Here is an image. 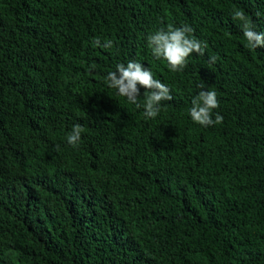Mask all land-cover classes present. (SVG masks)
Listing matches in <instances>:
<instances>
[{
    "label": "trees",
    "instance_id": "trees-1",
    "mask_svg": "<svg viewBox=\"0 0 264 264\" xmlns=\"http://www.w3.org/2000/svg\"><path fill=\"white\" fill-rule=\"evenodd\" d=\"M234 8L264 32V0H0V264H264V48ZM169 25L207 43L181 72L147 44ZM129 60L171 89L155 119L105 82Z\"/></svg>",
    "mask_w": 264,
    "mask_h": 264
},
{
    "label": "clouds",
    "instance_id": "clouds-1",
    "mask_svg": "<svg viewBox=\"0 0 264 264\" xmlns=\"http://www.w3.org/2000/svg\"><path fill=\"white\" fill-rule=\"evenodd\" d=\"M257 15H260L257 12ZM232 18L238 21L247 41L246 47L250 50L264 48V32L254 30V25L250 22L246 13L239 8H234ZM193 29L184 25L173 27L169 25L167 30L161 28L147 37L148 47L156 59H163L167 62L169 71L181 72L187 66L188 58L193 54L205 55L207 43L192 36ZM96 46L100 45V40L94 41ZM104 47H111V41H106ZM217 60L215 56H209L208 62L214 64ZM107 86L115 89L117 95L125 97L127 101L137 108L143 107V116L146 119H155L162 107V102L172 101L171 89L167 84L158 79H154L152 72L145 69L138 61L129 60L125 65L117 64L114 71H109L105 77ZM201 91L193 96L191 107L188 112L191 120L202 127H209L220 124L223 117L217 112L213 119V110L218 108V100L215 91H205L201 85ZM145 89L144 103L140 104V89ZM83 132L82 126L77 123L67 136V143L72 147H77ZM57 151L60 150L57 145Z\"/></svg>",
    "mask_w": 264,
    "mask_h": 264
}]
</instances>
